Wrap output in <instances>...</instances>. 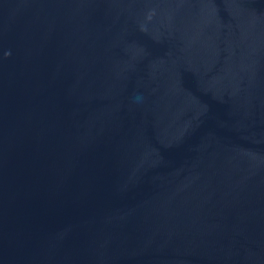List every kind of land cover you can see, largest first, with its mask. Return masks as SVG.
<instances>
[{
  "label": "water",
  "instance_id": "obj_1",
  "mask_svg": "<svg viewBox=\"0 0 264 264\" xmlns=\"http://www.w3.org/2000/svg\"><path fill=\"white\" fill-rule=\"evenodd\" d=\"M0 264H264V0H0Z\"/></svg>",
  "mask_w": 264,
  "mask_h": 264
}]
</instances>
